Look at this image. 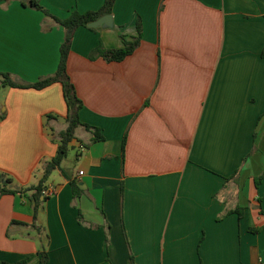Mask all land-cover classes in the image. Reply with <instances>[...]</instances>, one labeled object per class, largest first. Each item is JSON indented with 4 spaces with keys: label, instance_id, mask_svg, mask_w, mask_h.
Masks as SVG:
<instances>
[{
    "label": "crops",
    "instance_id": "1",
    "mask_svg": "<svg viewBox=\"0 0 264 264\" xmlns=\"http://www.w3.org/2000/svg\"><path fill=\"white\" fill-rule=\"evenodd\" d=\"M104 2L41 0L60 19ZM112 16L75 32L68 72L98 129H77L52 196L35 187L68 126L63 85L0 87V175L26 189L0 195V264H264V0H116ZM139 19L133 54L89 58ZM47 20L0 2V74L56 73L65 30Z\"/></svg>",
    "mask_w": 264,
    "mask_h": 264
},
{
    "label": "trees",
    "instance_id": "2",
    "mask_svg": "<svg viewBox=\"0 0 264 264\" xmlns=\"http://www.w3.org/2000/svg\"><path fill=\"white\" fill-rule=\"evenodd\" d=\"M19 1L25 7H29L35 10L42 11L47 17L52 18V22L49 23L48 20L44 22V27L48 30L52 29L54 24L61 25L65 30V39L60 48V63L55 74L43 77L35 83H18L16 82L11 74L1 73V85L0 87H16V88H35L43 89L50 86L53 83L59 82L63 85L64 97L68 107L67 123L68 126L65 130L59 133V148L57 155L49 162L44 165L43 177L35 187L37 195H43L45 183L52 175V173L61 169L64 160L68 156L70 142L76 138V131L79 127H85L87 130H97L98 128L92 127L88 124H84L80 120L79 111L83 107V102L76 92L75 85L73 84L71 77L68 72V60L71 52V47L73 43V38L75 32L80 27H87L90 30L96 31L98 29L90 28L89 23L101 18L104 15L113 14V7L116 0H105L103 6L97 11H89L86 13H81L78 10L71 12L70 16L66 19H60L54 16L49 9H47L41 0H0V2H11ZM137 28L139 35L132 37L131 39L126 38L122 35L123 47L118 49H106L103 45L95 48L89 58L95 60L96 58H103L108 62L112 61H123L125 58L134 53V51L139 47L142 37V23L140 19L137 21ZM262 57L264 58V49L262 51ZM103 136H96L95 131L93 132L92 142L103 140ZM3 176L0 175V195L5 194H16L22 193L26 189H9L8 185L11 182L10 179L5 183L2 182ZM76 187V185L74 184ZM37 200L38 197L36 196ZM240 216L242 213H239ZM48 256L43 255L42 262L47 264Z\"/></svg>",
    "mask_w": 264,
    "mask_h": 264
},
{
    "label": "water",
    "instance_id": "3",
    "mask_svg": "<svg viewBox=\"0 0 264 264\" xmlns=\"http://www.w3.org/2000/svg\"><path fill=\"white\" fill-rule=\"evenodd\" d=\"M90 28L94 29H108V28H113L114 27V21H113V16L111 14L109 15H104L101 18L89 23L88 25Z\"/></svg>",
    "mask_w": 264,
    "mask_h": 264
},
{
    "label": "built area",
    "instance_id": "4",
    "mask_svg": "<svg viewBox=\"0 0 264 264\" xmlns=\"http://www.w3.org/2000/svg\"><path fill=\"white\" fill-rule=\"evenodd\" d=\"M80 174H83V172H80ZM55 194V188L53 186H51L50 188H47L45 191H43V195L44 196H52Z\"/></svg>",
    "mask_w": 264,
    "mask_h": 264
},
{
    "label": "rangeland",
    "instance_id": "5",
    "mask_svg": "<svg viewBox=\"0 0 264 264\" xmlns=\"http://www.w3.org/2000/svg\"><path fill=\"white\" fill-rule=\"evenodd\" d=\"M71 155H73V157H70V159H72V160H74V158H75V153L71 150V152H70V156ZM69 162H68V160H65L64 161V165H67ZM71 163V162H70Z\"/></svg>",
    "mask_w": 264,
    "mask_h": 264
}]
</instances>
